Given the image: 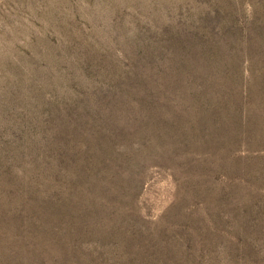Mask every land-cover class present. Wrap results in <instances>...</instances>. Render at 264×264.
I'll return each instance as SVG.
<instances>
[{
  "label": "rangeland",
  "instance_id": "1",
  "mask_svg": "<svg viewBox=\"0 0 264 264\" xmlns=\"http://www.w3.org/2000/svg\"><path fill=\"white\" fill-rule=\"evenodd\" d=\"M0 264H264V0H0Z\"/></svg>",
  "mask_w": 264,
  "mask_h": 264
}]
</instances>
